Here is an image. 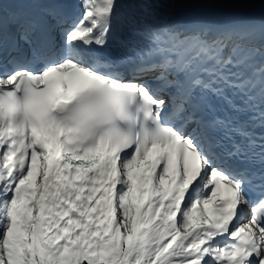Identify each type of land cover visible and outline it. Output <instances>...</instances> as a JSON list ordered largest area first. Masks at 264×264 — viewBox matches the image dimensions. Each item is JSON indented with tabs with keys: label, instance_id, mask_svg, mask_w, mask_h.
Masks as SVG:
<instances>
[{
	"label": "snow or ice",
	"instance_id": "obj_1",
	"mask_svg": "<svg viewBox=\"0 0 264 264\" xmlns=\"http://www.w3.org/2000/svg\"><path fill=\"white\" fill-rule=\"evenodd\" d=\"M257 128L264 0H0V264H264Z\"/></svg>",
	"mask_w": 264,
	"mask_h": 264
},
{
	"label": "bare ground",
	"instance_id": "obj_2",
	"mask_svg": "<svg viewBox=\"0 0 264 264\" xmlns=\"http://www.w3.org/2000/svg\"><path fill=\"white\" fill-rule=\"evenodd\" d=\"M260 11H261L260 9H256L255 10L256 15H259L260 14Z\"/></svg>",
	"mask_w": 264,
	"mask_h": 264
}]
</instances>
